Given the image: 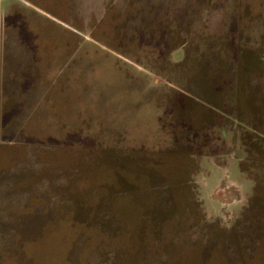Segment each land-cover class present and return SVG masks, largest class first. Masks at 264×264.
<instances>
[{"label": "rangeland", "instance_id": "374dc122", "mask_svg": "<svg viewBox=\"0 0 264 264\" xmlns=\"http://www.w3.org/2000/svg\"><path fill=\"white\" fill-rule=\"evenodd\" d=\"M0 264H264V0H0Z\"/></svg>", "mask_w": 264, "mask_h": 264}]
</instances>
